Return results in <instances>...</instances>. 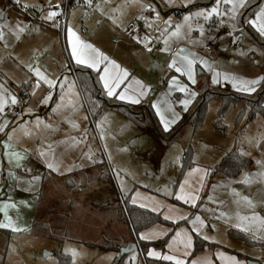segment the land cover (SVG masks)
Segmentation results:
<instances>
[{"label": "rangeland", "instance_id": "1", "mask_svg": "<svg viewBox=\"0 0 264 264\" xmlns=\"http://www.w3.org/2000/svg\"><path fill=\"white\" fill-rule=\"evenodd\" d=\"M108 1L91 0L92 13L96 3L108 6L100 16L102 24L94 23L84 35L97 40L108 57L143 80L148 94L153 92L143 105L152 108L164 132L187 112L195 97L191 94L206 84L247 95L257 89L246 92L234 85L256 80L264 65V49L248 33L237 31L234 14L226 11L225 16L222 3L184 12L195 0ZM79 8L78 4L73 11ZM146 13L152 19L143 17ZM84 14L81 11L83 18ZM138 20L139 31L124 35L128 24ZM177 25L179 34L173 35ZM206 46L213 51H206ZM171 48L179 51L176 57ZM3 55L0 52V60ZM185 58L193 61L194 82L186 71H176L184 68ZM173 61L175 65L169 67ZM33 63L27 60V65ZM65 67L69 73L70 67L66 63ZM17 85L0 80V224L9 225L0 227V264H112L120 252L97 246L108 236L117 242L126 232L125 224L114 220L117 203L129 197L131 203L150 206L144 196L156 199L152 200L155 211L164 219L186 220L174 232L182 242L193 232L214 243L217 264H224L225 252L235 255L229 250L242 254L240 260L251 257L264 264V119L260 115L246 121L244 111L236 124L243 108L234 104L222 117L223 131L221 126L217 130L213 122L221 101L212 100L201 122L189 125L165 146L152 129L140 127L120 111L104 110L91 121L75 86L70 89L67 84L57 92V84L48 89L33 82ZM181 100L189 101L186 107ZM161 116L169 122L167 130ZM233 150L251 161L236 178L216 171ZM35 160L43 163L44 174ZM24 172L28 178L20 176ZM177 196H191L188 202H195L179 205L174 202L180 201ZM56 199L60 204L53 205ZM66 201L72 202L71 208L63 206ZM228 229H249L243 232L253 243L234 239ZM182 242L170 244L171 260L181 256ZM61 255L67 263L60 262ZM118 264L143 262L133 251Z\"/></svg>", "mask_w": 264, "mask_h": 264}, {"label": "crops", "instance_id": "2", "mask_svg": "<svg viewBox=\"0 0 264 264\" xmlns=\"http://www.w3.org/2000/svg\"><path fill=\"white\" fill-rule=\"evenodd\" d=\"M20 5L23 6L25 10L22 9H16L15 7H12L9 3L8 0H0V52L4 53L3 59L0 60V80L3 78L5 82L10 83L11 85H17L19 88L21 86L27 85L29 82H33L34 85L39 84V87H46L47 89L49 88L46 83H44V78L46 77L47 79H51L54 81V85L57 84L56 86V91L58 92L59 89L61 88H66L68 84V88L72 89L73 86H75L77 93H78V98H81V102L84 106V103L82 101V97L80 96V92L78 91V86L77 82H75V79L73 78V75L71 73V64H76L75 61L71 58V49L69 45V37H68V30L71 29L73 32V40L75 41L77 38L79 40L92 45L95 49H97L102 56L107 58V61L112 62V64L117 66V71L121 74L122 76V83L119 85V87H116L114 89L113 95L116 96L120 101L123 103H127L129 105L137 106V105H142L145 107L143 104L147 100L148 96H150L153 92L150 90L149 94L148 91L142 95L138 96L139 103H131L128 100H121L120 99V94L125 91L126 88H129V94L130 95H136V93L139 92L140 87H143L144 89L147 88V86L144 84L143 80L138 79L136 76H133L132 73H130L125 67H122L121 65L118 64L116 59H113L111 57H108V54L106 52H103L100 50L101 45L98 46V41H90L87 39L85 33L91 30L92 26H94V23H96V26L99 27L102 22L100 21V16H104V9L108 6V4H101V3H96L97 7L95 8V12H93V7L92 10L86 11L84 9V3L88 1L79 0L80 3H77L76 5H80L81 8L79 10H74L76 6H73L71 8H67L66 10L64 9V1L65 0H18ZM98 1V0H96ZM110 1V0H109ZM108 1V3H109ZM247 0H245L246 3ZM217 2L214 0V4ZM220 3L223 5V12H225L226 16V11L227 13L234 14L235 16V23L237 25V31L241 32L242 28L238 26L237 24V14L242 10L243 7H238L236 11H233V4L231 0H229L228 3L225 2V0H219ZM59 5V7H56ZM83 5V6H82ZM245 5V4H244ZM222 6L220 5V9ZM232 9V11H231ZM81 11L82 13H85L84 18L81 16ZM231 11V12H230ZM58 13L55 16L49 17L50 13ZM264 12V0H262L261 5L259 8L252 14L251 18L248 20H252L254 16L257 13ZM143 17H146L148 19H152L151 15L149 13L144 14ZM139 21V20H138ZM149 21V20H148ZM224 21V20H223ZM140 25H141V21ZM248 26L251 28L252 31L256 32L259 36L264 38V35H261L251 24L247 22ZM141 27V26H140ZM139 27V29H140ZM139 29H134L132 31H139ZM131 31H129L128 35L130 36ZM123 34V33H122ZM138 34V33H137ZM250 38V37H249ZM254 40L252 37L250 38ZM255 41V40H254ZM256 42V41H255ZM263 47V46H262ZM173 55L178 54V50H174V48H171ZM264 49V48H263ZM186 51H184L185 53ZM10 54V56H9ZM14 56V57H13ZM12 57V58H10ZM34 60L33 64H28L30 65V68L27 66V60ZM65 63L70 67L69 73L66 71L67 67H65ZM77 65V64H76ZM105 64H101L98 68L96 69H91L90 70H95L98 71V79L101 83L102 89L104 90L106 96L107 91L104 88L103 82L100 80V75L103 74V67ZM111 67V64L107 65ZM264 66V65H263ZM261 69L260 74L257 76L256 80L258 81L257 84L253 85L252 87L259 88L262 84H264V69ZM85 67V66H84ZM87 68V67H86ZM36 70H39L41 74V78L37 80V76L35 75ZM2 77V78H1ZM22 78V79H21ZM69 79L72 80L69 83L67 81ZM28 80V81H25ZM21 84V85H19ZM53 85V86H54ZM208 86V84H206ZM204 85V86H206ZM52 86V87H53ZM202 86V88L204 87ZM51 87V88H52ZM201 88V89H202ZM131 89H136V93L132 92ZM256 89V90H257ZM200 91V90H199ZM195 98L197 97V93H194ZM110 97V96H108ZM151 97V96H150ZM143 98V99H142ZM193 100V101H194ZM191 105V104H190ZM85 109V106H84ZM33 110V109H31ZM119 111L117 109H112ZM110 111V110H109ZM86 112V109H85ZM87 113V112H86ZM35 116V115H34ZM129 120V118L127 117ZM181 119V118H180ZM175 125V124H174ZM37 150H36V156H37ZM40 159V158H38ZM39 164L37 165V169H41L42 173H45V168L43 167V163L39 160H35ZM25 176L28 178L27 173H21L20 176ZM225 176V175H223ZM238 176V175H237ZM236 176V177H237ZM227 177V176H226ZM235 177V178H236ZM44 181L43 184L40 183L38 187L39 191V197H42V188L45 183V178L42 180ZM144 201L150 203V206L146 204H137L136 202L134 203L135 205L141 207V208H147L150 210L155 211V204L152 203L153 201H156L155 198L151 196H144ZM180 203L182 204H192L194 202H185L184 199H179ZM65 204H63L64 207L68 206L69 208L72 207V202L71 201H66ZM132 203V204H133ZM53 205H58L60 204V200H54ZM185 205V206H186ZM54 212L56 211L57 208L53 206L52 208ZM158 212V211H155ZM55 215V214H54ZM3 218V217H2ZM0 217V219L2 220ZM17 217H14L13 219H16ZM166 219V217H165ZM115 220V218H114ZM168 221H179L177 219L172 220L168 219ZM175 221V222H176ZM173 222V223H175ZM121 223V222H120ZM33 225V224H32ZM187 227V226H186ZM170 231V229L166 226L163 225H153L151 227H148L144 229L139 235L140 240L143 241H155L158 238L164 237L167 235V233ZM175 230L173 231L172 235L169 238V241L165 247V251H157L154 249H149L153 253L152 256H148L156 259V260H162L164 262L170 263V264H175V261L169 260V259H164V257L169 256L168 250L170 247V244H176L177 242H182L177 234H174ZM243 232V231H242ZM247 233V232H245ZM191 237L186 238V242L183 243V248L180 250L181 256L179 257L178 260L182 261V264H217L215 260V253L218 252L215 249V244L214 243H209L204 241L207 246L204 248L202 252H198L196 254H192L193 252V243H194V237H198L195 233L191 232ZM248 234V233H247ZM160 235H162L160 237ZM144 238H141V237ZM109 238V236H108ZM107 238V239H108ZM200 238V237H198ZM201 239V238H200ZM243 242V241H242ZM252 242V241H251ZM245 243V242H243ZM253 243V242H252ZM250 244V243H246ZM138 252V251H136ZM231 254L235 255H227V253H224V259L223 263L224 264H232V260L230 258H236V260L239 262V264H244L246 260H249L251 262H257L259 263V260L253 259L249 257L248 259L240 260L242 259L241 257L243 256L240 253L233 252L229 250ZM149 253V252H148ZM139 254V252H138ZM218 262L221 263V258L222 254L218 253ZM227 260V261H226ZM216 261V262H215ZM261 264V263H259Z\"/></svg>", "mask_w": 264, "mask_h": 264}, {"label": "trees", "instance_id": "3", "mask_svg": "<svg viewBox=\"0 0 264 264\" xmlns=\"http://www.w3.org/2000/svg\"><path fill=\"white\" fill-rule=\"evenodd\" d=\"M77 3H80V1L67 0V8L76 6ZM213 3L214 0H195L194 3L189 4L186 8H184V12L194 8L207 7ZM261 3L262 0H247L242 10L237 14V24L242 28V30H240L241 32L248 33L250 37H252L260 46H263L264 48V38L252 31L247 24L248 20L259 8ZM71 67V73L75 82H77L78 91L80 92L86 112L88 113L91 121L95 120L96 117H99L104 110L117 109L140 127L142 126L152 129L156 136H158L159 141L165 146L170 145L173 142V139L179 136V134L189 125L201 122L205 115L206 105L212 100L220 99L221 101L218 119L213 122V125L217 130L218 127L221 126V131H223L224 124H222V117L229 110L228 108L230 106H234V104H240L243 108L235 119L236 124L242 120L244 111L247 112L246 121L254 119L257 115H260L264 119V106L262 104V100L264 98V84L249 95L230 92L220 88L213 89L206 85L197 93V97L187 108V112L174 125V127L170 131L164 132L159 125L155 112L150 106H133L123 103L116 96L108 97L102 89L101 83L98 79V71H92L89 68L76 64H71ZM250 166L251 161L246 158L245 155L238 150H233L226 154L220 164L217 165L216 171L227 177L235 178ZM174 202L185 206L176 200ZM115 220L125 224V234L122 235L120 240L117 242H112L108 238L104 243L99 244L97 247L106 251H118L119 248H124L129 243H133L137 247L136 251L139 252V256L142 259L143 264H170L162 260L160 261L149 257L147 255L149 249L165 251V247L175 228L181 225H186L185 219L173 223L164 219L160 212L157 213L150 209L141 208L132 204L129 201V197L121 198L118 201ZM160 224L170 229L167 235L160 238L158 241L150 242L140 240L139 234L144 229ZM33 226H35V223H33ZM227 233H229V235L236 240L252 244L249 239V235L245 232L228 229ZM207 244L202 239L194 237V250L192 254L202 252ZM63 256L64 255H61L60 262L67 263V257L64 256L65 259H62ZM124 257L125 256L116 257L112 264L121 263Z\"/></svg>", "mask_w": 264, "mask_h": 264}, {"label": "snow or ice", "instance_id": "4", "mask_svg": "<svg viewBox=\"0 0 264 264\" xmlns=\"http://www.w3.org/2000/svg\"><path fill=\"white\" fill-rule=\"evenodd\" d=\"M226 3L229 2V0H225ZM232 4H233V11L235 12L236 9L238 7H243L245 4V0H231ZM217 3H219V0H217ZM89 4H91V0H89ZM56 7H59V5H57ZM215 11V10H214ZM58 13H50L49 17L55 16ZM213 13H209V15L211 16ZM185 21H188L190 19V17H185L184 18ZM249 24H251L261 35H264V12H260L257 13L254 18L250 21H248ZM179 29H180V25H177V31L173 33V35H178L179 34ZM68 37H69V45H70V49H71V58L75 61V63L77 65H81V66H85L87 68H91V69H96L98 68L102 63L105 64V66L103 67V74L100 75V80L103 82L104 88L107 91V95L108 96H112L114 89L116 87H119V85L122 83V76L121 74L116 70L117 66L112 64V62L107 61V58L102 56V54L95 49L92 45L87 44L81 40H79V38H77L75 41L73 40V32L71 29L68 30ZM186 60V64L184 66V68H180L177 67L176 71L177 72H182V71H186L188 77L190 80H192L194 82V72H193V61L191 60H187V58H185ZM111 64V67L107 66ZM175 65V61H173L172 64L169 65V67H173ZM35 75L37 76V80H39L41 78V74L39 72V70H36ZM44 83L47 84V86L49 88H51L54 85V81L51 79H47L46 77L44 78ZM258 81L257 80H241L238 82V85H234V86H238L239 90H243L246 92H251L253 91V85L257 84ZM35 87H39V84L35 85ZM129 88H131V86H129ZM129 88H126L124 92H122L120 94V99L121 100H128L131 103H139V99L138 96H142L146 93V89H144L143 87H140L139 92L136 93V89H131L132 92L136 93V95H130L129 94ZM183 91H186L185 89H181ZM191 95H194V93H192ZM48 97H45V99H47ZM17 101L15 99V97L12 98V104H15ZM181 104L185 105V107L187 106V104L189 103L188 100H181L180 101ZM153 107L156 108L157 105L154 103ZM0 111H2V106H0ZM157 115H161L159 110L157 109ZM161 122L164 125L165 130H167L168 128V121H166L163 116H161ZM0 131H3V126H0ZM43 155V154H42ZM49 168H52L53 165L49 164L48 165ZM193 171H196L195 169ZM181 187L183 188V184L181 185ZM177 199H181L180 196H177ZM190 199H193L191 196H185L184 200L187 203ZM167 219V217H166ZM0 227H9L8 224H0ZM17 229H13V231H16ZM243 231H248L249 229H242ZM193 231H196V229L194 228ZM141 238H144L143 236ZM149 256H152L153 253L151 251H149L148 253ZM164 259H174L173 257H169L166 256L164 257ZM232 260V264H239L238 261H235V258H230ZM175 264H182V261L180 260H176Z\"/></svg>", "mask_w": 264, "mask_h": 264}, {"label": "built area", "instance_id": "5", "mask_svg": "<svg viewBox=\"0 0 264 264\" xmlns=\"http://www.w3.org/2000/svg\"><path fill=\"white\" fill-rule=\"evenodd\" d=\"M8 1H9L10 5H11L12 7H15L16 9H22V10H25V9L23 8V6L20 5V3H19L18 0H8ZM83 5H84V9H85L86 11H90V10H92V5L89 4V1H88V2H85ZM67 7H68V5H67V0H65V1H64V9L66 10ZM222 21H223V19H221L219 22H222ZM216 22H218V20H217ZM215 24H216V23L213 22V23H212V27H213ZM140 26H141V25H140V22H139V21H134V22L129 23L128 26H127V30H126L125 34H129V31H132V30H134V29H137V28L139 29ZM215 32H217L218 34L222 33L220 29H216ZM237 45H238V44L235 43V46H237ZM174 50H175V48H174ZM205 50L208 51V52H212V51H213L212 47H209V46H208V47L206 46V47H205ZM18 105H20V102H19V104H17V106H18Z\"/></svg>", "mask_w": 264, "mask_h": 264}, {"label": "water", "instance_id": "6", "mask_svg": "<svg viewBox=\"0 0 264 264\" xmlns=\"http://www.w3.org/2000/svg\"><path fill=\"white\" fill-rule=\"evenodd\" d=\"M137 247L135 244L133 243H129L126 247L124 248H119V252H120V256H126L128 254H130L133 251H136ZM247 264H259L257 262H251V261H247Z\"/></svg>", "mask_w": 264, "mask_h": 264}]
</instances>
